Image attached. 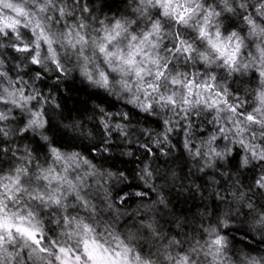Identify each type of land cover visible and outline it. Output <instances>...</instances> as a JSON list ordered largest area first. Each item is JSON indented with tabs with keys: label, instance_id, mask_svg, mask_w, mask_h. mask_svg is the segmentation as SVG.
I'll return each mask as SVG.
<instances>
[{
	"label": "clouds",
	"instance_id": "clouds-1",
	"mask_svg": "<svg viewBox=\"0 0 264 264\" xmlns=\"http://www.w3.org/2000/svg\"><path fill=\"white\" fill-rule=\"evenodd\" d=\"M0 264H264V0H0Z\"/></svg>",
	"mask_w": 264,
	"mask_h": 264
}]
</instances>
